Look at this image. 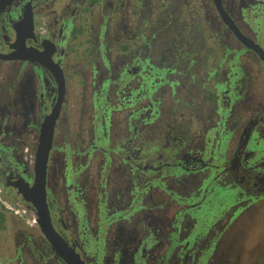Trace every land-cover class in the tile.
<instances>
[{
	"label": "flooded vegetation",
	"instance_id": "obj_1",
	"mask_svg": "<svg viewBox=\"0 0 264 264\" xmlns=\"http://www.w3.org/2000/svg\"><path fill=\"white\" fill-rule=\"evenodd\" d=\"M251 56L264 68V0H0V264H197L199 207L187 212L198 204L185 196L211 181L219 207L231 181L264 207ZM91 96L104 99L98 137L91 116L68 114L77 102L92 113ZM48 120L41 204L31 190ZM226 227L208 264L228 261Z\"/></svg>",
	"mask_w": 264,
	"mask_h": 264
},
{
	"label": "rangeland",
	"instance_id": "obj_2",
	"mask_svg": "<svg viewBox=\"0 0 264 264\" xmlns=\"http://www.w3.org/2000/svg\"><path fill=\"white\" fill-rule=\"evenodd\" d=\"M152 27H153L152 29L155 30L157 29L153 25ZM159 29H164V28L162 25H159ZM101 52L104 53V50L102 49ZM250 59L252 60L250 66L253 68V77L257 78L255 85L258 93L259 92L262 93L260 99L264 103V68L253 56H251ZM110 63L111 62L108 60V58L105 55H102L101 66L103 67L111 66ZM108 80L109 79L106 76L100 77V81H99L100 86L110 87V83ZM230 80L233 79L230 78ZM117 83L118 84L124 83V78L123 77L119 78ZM114 91H115V95L118 96V89H114ZM128 93L129 92L126 93V96H128ZM134 94L135 92L133 91L132 95ZM79 98L82 97L78 94L77 96H73L69 98V93H68V96L66 97V101L68 100L69 102L78 101ZM103 100H104L103 98H99V97L94 98L91 96L90 102H91L92 113L90 112V108L86 109L85 108L86 106L81 107L78 105L79 102H77L72 105L73 106L72 108L68 109V114H71L74 117H77L79 114H81L84 115L85 118L91 116V118H87V119H93V122H91V125L86 126L85 128L91 129L92 131L93 130L96 131L95 136L98 137L100 134V132H98L99 131L98 127L100 126L102 120L100 116L101 112L99 111V105ZM107 109H109V107ZM122 113H123L122 110L118 111L117 123L119 122V125H121L120 118ZM87 123H89L88 120ZM119 125L117 128H119ZM70 127L76 130L78 125L76 123H73L70 125ZM216 127H217L216 132L220 133L221 127L218 124H216ZM209 133L210 132H208V134ZM224 136L225 134L223 136L221 135V139ZM232 136L233 135H231V137ZM219 142L220 141H218L217 143ZM224 142L225 141H223V143ZM149 145L148 143H145L143 141L142 146L136 147V149L140 150L143 153V151L147 150ZM260 145L264 147V140L261 141ZM216 152L217 150H215L214 154H216ZM206 155L207 154H204L203 156L204 159H206ZM154 157H156V154H154ZM154 161H156V159H154ZM212 162L214 163L216 161L213 159ZM228 184L229 185L227 186L228 188L226 189V197L224 200L225 204L219 207L215 206V201L217 199L215 192L217 189L216 190L213 189V183L211 181L204 182L201 185L200 190H197V193L194 197L185 196L186 205L190 206L193 203L198 204L196 207L188 208L187 212H190L193 208L198 209L199 207L197 211V215L199 217L197 218L196 216H193L197 220L194 224V228L191 231L190 238H188V240H190L191 242L194 240L195 237H198L200 239V243L201 240H204L203 241L204 245L201 246L199 245L195 249V251L198 252V254L200 255L197 264H203L205 260H206V264H208V259L211 258L213 248L215 247L214 239H216L219 228H221L224 225H227V227L224 230L225 233L221 239L220 244L223 245V247L225 248L223 251L226 253L224 258L225 259L228 258V261H226L225 264H264V207L262 206L263 200L255 201L250 199L249 195H253L251 194L252 187L250 185L247 189L246 188L242 189L241 188L242 186L240 184L239 185H236L235 183L232 184L231 181H229ZM166 195H167L166 197L169 198L170 200L172 199L176 200L177 198L176 195H174L171 192L166 193ZM239 200L244 201V205H245L244 207L237 205V202H239ZM249 200H251L250 204H249ZM129 211L130 210L123 212L128 214ZM114 215H116L115 217H119L122 216L123 213L120 211L115 213ZM228 221H231L229 227L227 224ZM220 223H222L221 227L218 225ZM242 223H245L243 227H241ZM232 254L234 255L233 258L231 256ZM213 259L214 256L209 264H212Z\"/></svg>",
	"mask_w": 264,
	"mask_h": 264
},
{
	"label": "water",
	"instance_id": "obj_3",
	"mask_svg": "<svg viewBox=\"0 0 264 264\" xmlns=\"http://www.w3.org/2000/svg\"><path fill=\"white\" fill-rule=\"evenodd\" d=\"M51 124L48 121L45 122V125H44V128L41 132V146L39 148V151H38V154H37V168H36V174H37V177H36V182H35V185L33 186L32 188V192L36 193L35 195H40L37 202H41V204L43 203V178H44V172H45V159H46V156H47V152H48V149L50 147V140H51ZM19 195L21 197H23L24 200H32L33 202H35L32 198H27L25 197L24 195H22L21 192H19ZM39 203H37L36 206H38ZM45 218H47L46 216V212H45ZM45 223H49L48 220H45ZM66 258V256H65Z\"/></svg>",
	"mask_w": 264,
	"mask_h": 264
},
{
	"label": "trees",
	"instance_id": "obj_4",
	"mask_svg": "<svg viewBox=\"0 0 264 264\" xmlns=\"http://www.w3.org/2000/svg\"><path fill=\"white\" fill-rule=\"evenodd\" d=\"M8 220L7 213L0 207V231L5 228V224Z\"/></svg>",
	"mask_w": 264,
	"mask_h": 264
}]
</instances>
